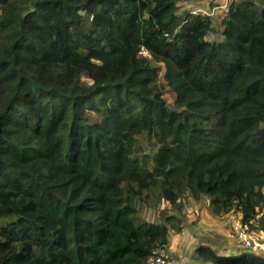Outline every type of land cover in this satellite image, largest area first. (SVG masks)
<instances>
[{
  "label": "trees",
  "instance_id": "obj_1",
  "mask_svg": "<svg viewBox=\"0 0 264 264\" xmlns=\"http://www.w3.org/2000/svg\"><path fill=\"white\" fill-rule=\"evenodd\" d=\"M179 2L0 0V264H146L178 220L140 218L152 196L264 232V0L232 1L219 40Z\"/></svg>",
  "mask_w": 264,
  "mask_h": 264
},
{
  "label": "crops",
  "instance_id": "obj_2",
  "mask_svg": "<svg viewBox=\"0 0 264 264\" xmlns=\"http://www.w3.org/2000/svg\"><path fill=\"white\" fill-rule=\"evenodd\" d=\"M232 1L238 0H215L213 8H205L212 0H180L179 12L202 13L210 16L213 23L215 15L220 14L218 34L221 35V22ZM211 34L212 32L207 36L208 40H214L209 39ZM188 218L189 221H183L185 228L179 233L174 232L175 234L169 237L167 247L171 256L182 259L185 264H212L199 258L197 254L199 247L208 246L221 256H237L244 252L231 235L225 221L222 220L224 217L212 215L209 205L204 207L200 203H195L190 208Z\"/></svg>",
  "mask_w": 264,
  "mask_h": 264
},
{
  "label": "rangeland",
  "instance_id": "obj_3",
  "mask_svg": "<svg viewBox=\"0 0 264 264\" xmlns=\"http://www.w3.org/2000/svg\"><path fill=\"white\" fill-rule=\"evenodd\" d=\"M214 3H215V0H212V2L208 6H205V8H208V7L213 8L215 6ZM220 21H221L220 14L215 15L214 23H213L214 32H212L209 39H214V40L221 39V35L218 34V29L220 27ZM163 73H164V70H162L160 80H159L164 90L163 97L166 100L169 107L172 108L174 101H175V94L167 87V84L163 78ZM92 117L94 120L98 118V116L95 114H92ZM156 151H157V145L152 138L145 136V135L137 137V142H136V146L134 149V155H136L139 158V160L144 165H146L148 169H151L153 167V157ZM195 203L197 202H195L187 194L183 197L178 207L172 208V206L167 201L165 200L160 201L155 196H152L151 198L146 199V201L139 200L137 202L138 216L142 219H145L148 222L155 223V224H160L161 222H163L164 218L169 217L171 215L177 216L178 217L177 221L173 220L172 222H170L169 232H168L169 233L168 239H169V237L173 235L174 232L179 233L183 230V228H185L183 225V221L184 220H186V222L189 221V218H188L189 211H190V208H192ZM199 203L201 205H204V207H207L209 205L208 200L206 198H204ZM226 216L227 214L222 220L225 221ZM243 251H247V250L243 249ZM251 253L249 252L250 255H252Z\"/></svg>",
  "mask_w": 264,
  "mask_h": 264
},
{
  "label": "built area",
  "instance_id": "obj_4",
  "mask_svg": "<svg viewBox=\"0 0 264 264\" xmlns=\"http://www.w3.org/2000/svg\"><path fill=\"white\" fill-rule=\"evenodd\" d=\"M225 223L241 248L264 257V232L253 228V222H245L240 211H232L227 214ZM146 264H185V262L171 256L167 246L163 245L153 250Z\"/></svg>",
  "mask_w": 264,
  "mask_h": 264
}]
</instances>
